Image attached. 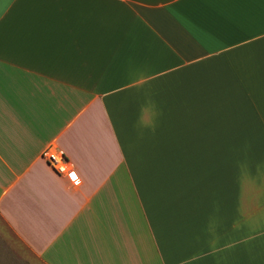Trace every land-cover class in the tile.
<instances>
[{
  "label": "crops",
  "instance_id": "0c3cea01",
  "mask_svg": "<svg viewBox=\"0 0 264 264\" xmlns=\"http://www.w3.org/2000/svg\"><path fill=\"white\" fill-rule=\"evenodd\" d=\"M252 142L264 0H0V264H264Z\"/></svg>",
  "mask_w": 264,
  "mask_h": 264
},
{
  "label": "rangeland",
  "instance_id": "374dc122",
  "mask_svg": "<svg viewBox=\"0 0 264 264\" xmlns=\"http://www.w3.org/2000/svg\"><path fill=\"white\" fill-rule=\"evenodd\" d=\"M257 139H261V138H256ZM247 141L249 142V138H247ZM244 142V141H243ZM254 143V147H250L249 144L246 143V145L244 144L242 147V151H241V156L240 159L241 161L244 163V165L246 167L243 168V181H242V187H243V195L244 200H243V204H244V208H249V204H250V195L251 194H263L264 191V185H258L256 184L255 180L252 181V179L250 178L249 175V166L250 164L253 163L254 159H257L261 162H264V143H260V142H252ZM233 154H230L229 156H232ZM236 155H239L238 153H236ZM255 172H256V168L254 167ZM260 169H257V171H259ZM260 184V183H259ZM259 186V187H257ZM252 191V192H251Z\"/></svg>",
  "mask_w": 264,
  "mask_h": 264
},
{
  "label": "built area",
  "instance_id": "2783aa9c",
  "mask_svg": "<svg viewBox=\"0 0 264 264\" xmlns=\"http://www.w3.org/2000/svg\"><path fill=\"white\" fill-rule=\"evenodd\" d=\"M42 157L58 174L68 177L74 185L79 183L78 175L63 150L46 148Z\"/></svg>",
  "mask_w": 264,
  "mask_h": 264
}]
</instances>
